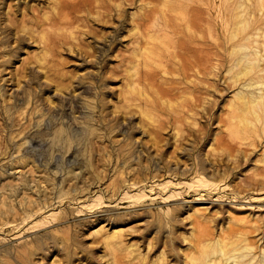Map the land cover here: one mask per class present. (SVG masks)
Returning a JSON list of instances; mask_svg holds the SVG:
<instances>
[{"label": "rangeland", "instance_id": "1", "mask_svg": "<svg viewBox=\"0 0 264 264\" xmlns=\"http://www.w3.org/2000/svg\"><path fill=\"white\" fill-rule=\"evenodd\" d=\"M254 51L264 0H0V264H264Z\"/></svg>", "mask_w": 264, "mask_h": 264}, {"label": "bare ground", "instance_id": "2", "mask_svg": "<svg viewBox=\"0 0 264 264\" xmlns=\"http://www.w3.org/2000/svg\"><path fill=\"white\" fill-rule=\"evenodd\" d=\"M72 2H74V1H72ZM110 3V2H109ZM191 14V13H190ZM195 15V14H194ZM187 16V15H186ZM189 23V22H188ZM190 24V23H189ZM185 34V33H184ZM186 39V38H185ZM166 40V39H165ZM162 41H164V38L162 39ZM192 41V40H191ZM180 42V41H179ZM188 42V41H187ZM189 43H191V42H189ZM205 43V42H204ZM163 44V43H162ZM166 44V43H165ZM177 44V43H176ZM167 45V44H166ZM174 45V44H173ZM186 45H187V43H186ZM189 45V44H188ZM200 45V44H199ZM165 46V45H164ZM169 46V45H168ZM175 46V45H174ZM174 46H173V48H174ZM190 46V45H189ZM219 46V45H218ZM181 47V46H180ZM188 47V46H187ZM186 47V48H187ZM191 47V46H190ZM210 47V46H209ZM165 49L166 48H164V51H165ZM170 49V48H169ZM168 49V50H169ZM190 49V48H189ZM200 49H201V47H200ZM202 49H205V48H202ZM210 49V48H209ZM167 50V51H168ZM173 50H175V49H173ZM197 50H199V49H197ZM201 51V50H200ZM205 51V50H204ZM203 51V52H204ZM218 51V50H217ZM169 52V51H168ZM174 52V51H173ZM206 52V51H205ZM205 52H204V54H205ZM209 52V51H208ZM163 53V52H162ZM204 54H202V55H204ZM213 54V53H212ZM211 54V55H212ZM221 54V53H220ZM159 55L160 54H158V57H159ZM171 55H172V53H171ZM185 55V54H184ZM254 55L256 56V55H258L259 56V51H254ZM161 56H162V54H161ZM213 56V55H212ZM244 56H245V54H244ZM188 57V56H187ZM186 57V58H187ZM205 57V56H204ZM203 58V57H202ZM248 58V57H247ZM190 60V59H189ZM243 57L242 58H239V59H237L236 61H237V65H239V69L237 70V72H236V74H235V76H236V78H239V77H246V76H249V75H251V73L253 72L252 70L255 68V65H256V63L255 62H257V64L258 63H260L262 60H264V57L263 56H259V58H255V61H254V63H251V62H248L249 61V59H248V61H246V60H243ZM181 61V60H180ZM220 61V60H219ZM251 61V60H250ZM196 63V62H195ZM203 64H204V62H203ZM264 64V63H263ZM187 65V64H186ZM208 65V64H207ZM206 65V66H207ZM210 65V64H209ZM181 67V66H180ZM183 68H184V66H182ZM209 67V66H208ZM212 67V66H211ZM218 68H219V66H217ZM207 68V67H206ZM213 68V67H212ZM214 69V68H213ZM215 70H216V68H215ZM184 71H182L181 73H183ZM199 72V71H198ZM217 72V71H216ZM197 75V74H196ZM209 75V74H208ZM203 80H204V78H203ZM242 80V79H241ZM264 80V79H263ZM197 82V81H196ZM195 82V83H196ZM252 82V81H251ZM200 83V82H199ZM261 83V82H260ZM186 88H188V85H187V87ZM191 89H193V88H191ZM199 89V88H198ZM197 90V89H196ZM201 91V90H200ZM264 91V90H263ZM193 92V91H192ZM199 92V91H198ZM252 94V93H251ZM264 96V94H262V97ZM193 100V99H192ZM236 100V99H235ZM252 101H253V99H252ZM252 101H251V107H256L255 106V104L254 103H252ZM254 102H256V101H254ZM247 105V104H246ZM239 110H240V108H238ZM249 110V109H248ZM241 111V110H240ZM247 111V110H246ZM252 114H253V116H255V118H256V120H257V122H258V120L260 121L261 120V118L260 117H258L257 116V112L256 111H254V112H252ZM245 115V114H244ZM243 116V115H242ZM239 120L241 121V128L243 129V130H248V131H251L252 129L255 131L256 130V125L255 124H253L252 125V123L250 122V124L249 125H247V126H245L244 125V122L243 121H245L243 118H239Z\"/></svg>", "mask_w": 264, "mask_h": 264}]
</instances>
